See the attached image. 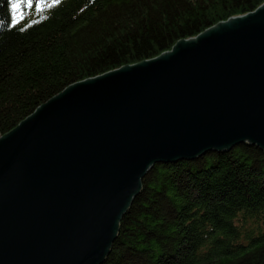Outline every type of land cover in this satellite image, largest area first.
<instances>
[{"label": "water", "instance_id": "obj_1", "mask_svg": "<svg viewBox=\"0 0 264 264\" xmlns=\"http://www.w3.org/2000/svg\"><path fill=\"white\" fill-rule=\"evenodd\" d=\"M243 143L264 151V3L0 137V264H101L154 165Z\"/></svg>", "mask_w": 264, "mask_h": 264}, {"label": "trees", "instance_id": "obj_2", "mask_svg": "<svg viewBox=\"0 0 264 264\" xmlns=\"http://www.w3.org/2000/svg\"><path fill=\"white\" fill-rule=\"evenodd\" d=\"M263 3L0 0V137L68 86L154 60ZM101 264H264V151L243 143L154 165Z\"/></svg>", "mask_w": 264, "mask_h": 264}, {"label": "snow or ice", "instance_id": "obj_3", "mask_svg": "<svg viewBox=\"0 0 264 264\" xmlns=\"http://www.w3.org/2000/svg\"><path fill=\"white\" fill-rule=\"evenodd\" d=\"M15 7H19V5H14ZM28 7H31V0H28Z\"/></svg>", "mask_w": 264, "mask_h": 264}]
</instances>
